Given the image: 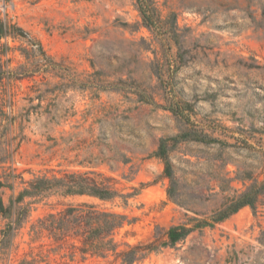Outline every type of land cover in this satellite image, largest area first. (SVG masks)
<instances>
[{"label": "rangeland", "instance_id": "rangeland-1", "mask_svg": "<svg viewBox=\"0 0 264 264\" xmlns=\"http://www.w3.org/2000/svg\"><path fill=\"white\" fill-rule=\"evenodd\" d=\"M4 2L0 202L8 208L30 181L65 173L110 179L119 196H52L14 231L17 207L0 210V264L37 254L49 264H111L45 236L31 241L38 219L81 203L136 219L115 236L130 245L195 226L141 264H264V190L254 209L214 221L229 198L264 183V0H155L162 22L150 30L135 0ZM191 126L229 146L169 143V198L164 162L152 155Z\"/></svg>", "mask_w": 264, "mask_h": 264}, {"label": "trees", "instance_id": "trees-1", "mask_svg": "<svg viewBox=\"0 0 264 264\" xmlns=\"http://www.w3.org/2000/svg\"><path fill=\"white\" fill-rule=\"evenodd\" d=\"M136 8L141 18L143 27L153 29L162 21L157 12L155 0H135ZM6 25L0 23V38L6 33ZM141 102L151 103L149 97H141ZM171 108V107H170ZM178 118H183V107H172L170 109ZM189 122V119H186ZM196 142L204 145H221L229 146L226 143L207 135L206 133L195 129L193 126L186 128L171 138H162L158 142L156 152L152 156L163 160L164 175L170 180V186L167 189L169 198L173 197L175 190V180L173 178L172 168L168 160V146L181 143ZM100 176V175H99ZM110 179L98 181L90 178L87 173H65L62 177L36 178L30 181L25 189L19 192L14 200L11 201L8 208H4L0 202V210L4 213L10 211L12 206L17 207L18 217L11 230L20 227L22 220L27 218L29 207L38 204L52 196L71 197V196H88L100 201H114L119 195L112 187L105 182ZM236 180L246 182L251 180L249 175L242 176L238 173ZM232 181V180H231ZM230 180L225 183H230ZM264 190V183L254 180V182L239 195L229 198L228 206L214 215L215 223L222 222L232 214L245 206L252 209L259 194ZM223 191V189H221ZM125 205H126V196ZM29 199L24 206V201ZM136 219L129 220L124 214L99 209L96 205L81 203L77 205H67L63 210L57 213H49L45 217L38 219L31 226V241H38L42 237L51 240L57 249H68L71 253L79 252L81 255L108 260L112 258L111 264H141L151 254H157L167 246H173L182 241L195 226L187 227L172 226L167 230L159 229L166 240L160 243L156 241L147 243H137L130 245L128 243L118 242L115 239L117 232L125 225H132ZM205 223L198 225L200 228ZM121 246L124 249H121ZM18 264H49L41 254L23 258Z\"/></svg>", "mask_w": 264, "mask_h": 264}, {"label": "built area", "instance_id": "built-area-1", "mask_svg": "<svg viewBox=\"0 0 264 264\" xmlns=\"http://www.w3.org/2000/svg\"><path fill=\"white\" fill-rule=\"evenodd\" d=\"M2 8H6V4L4 2V0H0V9Z\"/></svg>", "mask_w": 264, "mask_h": 264}]
</instances>
